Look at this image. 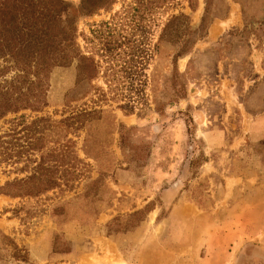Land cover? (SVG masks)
<instances>
[{"label": "rangeland", "instance_id": "obj_1", "mask_svg": "<svg viewBox=\"0 0 264 264\" xmlns=\"http://www.w3.org/2000/svg\"><path fill=\"white\" fill-rule=\"evenodd\" d=\"M63 1L95 74L53 68L46 105L0 118V141L24 151L45 119L70 184L0 195V264H264V0Z\"/></svg>", "mask_w": 264, "mask_h": 264}, {"label": "trees", "instance_id": "obj_2", "mask_svg": "<svg viewBox=\"0 0 264 264\" xmlns=\"http://www.w3.org/2000/svg\"><path fill=\"white\" fill-rule=\"evenodd\" d=\"M75 15L76 9L63 0H0V62L10 64L16 72L12 82H0V118L25 109L38 111L45 106L48 77L55 67L76 63L79 72L85 70L88 78H93L95 69L92 62L84 66L77 49ZM185 18L173 17L165 26L163 37L172 25ZM178 31L174 26L170 34ZM168 41L171 42V39ZM177 41L186 45L181 34ZM187 52H180L176 56H183ZM5 71L7 69L3 68L0 75ZM48 129L45 119L33 121L27 130L32 137H36L32 142L26 141L24 151L14 149L9 152L8 149L7 152L4 144L8 143L0 141V164L8 161L17 164L25 159L23 169L30 167L29 175L25 178L6 182L0 188V195L38 197L62 186L68 187L70 180L53 176L58 170L64 174L72 170V165H68L67 146L44 150L40 144L52 132H48ZM35 153H39L37 159ZM30 163L34 166H30ZM96 184L97 181H92L87 188Z\"/></svg>", "mask_w": 264, "mask_h": 264}]
</instances>
